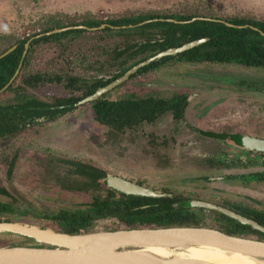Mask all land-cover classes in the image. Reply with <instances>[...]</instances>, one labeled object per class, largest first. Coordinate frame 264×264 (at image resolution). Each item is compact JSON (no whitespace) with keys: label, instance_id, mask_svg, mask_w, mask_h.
<instances>
[{"label":"flooded vegetation","instance_id":"obj_1","mask_svg":"<svg viewBox=\"0 0 264 264\" xmlns=\"http://www.w3.org/2000/svg\"><path fill=\"white\" fill-rule=\"evenodd\" d=\"M59 29L48 31L45 34L50 35L52 33H59L68 30L63 28L60 29L59 32H55V30ZM37 37L33 36L28 39V41L25 43L24 54H27V49L30 47L31 41ZM16 47L17 45H14L8 48L5 52L12 48L13 50H15ZM168 49H165L163 51H166ZM13 50L11 52H13ZM11 52H9L8 54H10ZM161 52H158L143 60H137L138 56L135 59H131L130 63L126 65L128 66L126 70L120 75V71L118 69L110 68L109 62L102 65L103 67L101 68L103 69V72L94 74H56L52 76L50 74L43 73L42 71H36L41 72L44 78L45 76L48 78H53V81L46 83L43 87L34 88L31 91L28 90L29 92L25 91L19 94L15 92L13 93L11 92V90L6 91L7 88L13 83V81L17 79L18 75L20 74L23 66L21 67V64L18 66L15 73L9 77V81L7 82V84L0 89V106L8 105L9 107L19 108L21 105H25V110H27L28 108H30L31 110L30 113L24 114L22 121L17 122V128H15L14 131L6 134L5 132L0 133V220L7 219V216L9 215H16V211L14 208L16 204H26L28 210L34 211L31 215L35 216V219H37L39 224H47L52 227H71V224L76 225L78 223V221L76 220V218H78L76 217L78 211L85 210V214H88L87 220L90 221V224L94 226H102L105 223H111L112 225L115 224V226H117L118 219H116L115 217L95 219L92 214H89L90 210H86L88 209L89 204L96 199L101 188L112 189L108 186L106 180L109 176L113 175L122 177L128 181H132L146 187H150L154 190L167 193L165 197L147 198L171 199L173 206L179 208V213L176 214L178 217L175 218L176 221L187 222L189 224L196 225L210 224L231 234H241V232L245 230L248 231V234L250 236H253L255 238L264 237L263 232L253 229L250 225H243L236 219L231 218L211 207H201L197 205L193 206L194 202H203L217 207L219 206L238 215L252 219L258 222L260 225L264 226V204L261 200L253 198L250 194H248L250 190L255 189L249 187V185H251V181L259 180L261 184H264V153L254 151L241 152L238 151V148H236L232 144H228L225 142V140H222L223 134H245L264 138L261 135L257 134V131L262 132V129L261 131H253L251 130V128H249L251 126V121H253L254 119L250 120V125H245V122H241L239 125L229 124V120L225 119V117L232 116L233 112H230L231 114L229 113L223 116L226 121L223 119V117L221 116V110H223V107L221 106L222 103L229 98H223L222 95L218 96V94L221 93L220 90L222 88L219 83L213 84L210 87L214 91L210 99H204V96H201L208 90H203V88L197 86H202V83H197L195 85L183 83L182 86L185 88H173L176 83L173 81L182 82L185 80H190L189 78L192 77L190 75H188L190 77H187L185 75L184 79L181 80H178V78L174 79L173 77H162L166 81L164 83L167 85L169 84L170 88L168 87V90L163 88H156L157 95H155V92L153 94L152 92H148L146 95L139 97L134 94H125V97H120V94H124L122 93L123 91L129 90L131 87H133L137 80H140L142 83H144L145 86L153 84L156 85V83H160V79L162 78H158L156 76L153 80V74L156 75L159 72H166V69L170 66L178 68L183 67L184 70L196 69L200 71L209 69L208 72L219 70V68L223 66L225 67L227 65H237L240 67L257 70H264L263 68L251 66L249 67L242 64H208L191 63L184 61H170L165 65L160 66L158 69L148 72L145 75L140 74L141 70H143V68H145L146 66H149L154 62L161 61L163 60V58L176 57L178 54L183 53L181 52L176 55L164 56L157 61L140 67L136 72L131 73L127 77V79L121 81L120 83H117L116 86L109 89L108 91H105L98 98L87 101L85 103H81L83 100L94 95L99 88L110 86L113 82L117 81L120 78H123L125 74H127L135 66ZM4 53H1L0 56ZM133 57H135V55H133ZM35 58L36 55L34 56V59ZM105 59H108V57H106ZM29 73L32 74L33 72ZM188 73L191 75L194 74L192 71H189ZM221 74L222 72H217L215 78L217 80L221 79ZM56 76H61L62 81H57ZM179 76L183 77V75ZM179 76L177 75V77ZM69 77L74 78L75 80L74 92H70L66 87V89L63 87L66 84L63 83V81H65ZM90 79L99 81L103 84L97 86L96 90L93 93L84 95V93L86 92V86H78L84 83L83 81L87 82ZM243 79H245L246 81H243ZM52 83H56L57 85L61 86L62 90L61 88H56L57 91H55L53 94H48V96L46 97L40 96V90L45 88H55ZM92 83V80L87 82L88 85H91ZM161 83L158 85H162ZM231 83L234 84L235 91L237 90L240 92L248 90L264 93V81L259 78L255 79L251 76L243 75L239 79H233ZM206 87L207 86H205V88ZM38 89L40 90L36 91ZM117 89L120 93L114 94L115 92H117ZM149 97L153 98L151 104L154 107L159 103L164 110L162 112L156 111L154 118L142 122L139 126H134L133 128L125 127L123 131L114 133L110 131L109 128L104 127V125L98 123L94 117L95 111L93 105L96 101H99L102 98L115 101L134 100L138 98L146 99ZM194 101L195 103L201 102L203 104L202 106H204L205 109H197V112L195 107L198 103L193 107V105L195 104H193ZM24 103H26L28 106ZM179 103H182L183 107L180 112H177L174 106L179 105ZM83 106H88V108H91V118L95 121V123L91 122V125H95L97 129L96 131H94L95 135H103V143H105L106 137L112 138V141H110V143L112 144L113 148L117 147V144L119 145L120 143H124V146H126V144H129L131 146L133 145L136 146V148H138V145L141 144V149L139 150H141L143 153H138V157L136 156L135 158L130 160V162L135 163L134 165H136L137 162L140 166L144 165L145 167L139 166L141 170H152V172L147 176H155L156 174H161L157 176H165V172L171 169L180 171L182 170L184 164L189 163L191 162V160H193L196 164H198L197 169L201 170L200 173L192 175L190 173H188V175L187 173H184L182 175L180 174V172L178 174H180L179 176L181 177H185V179L189 180L191 183H194V181L201 182L198 185L199 191H196L195 189L185 190L182 188H169L166 185L159 188L154 183V180H150L152 179L150 177L138 180L126 177L119 174L115 170L110 169L109 166H103L104 168H102L101 166L94 163V161L91 159L70 155L69 153L51 146L50 143L44 145L41 150L34 149L35 146H37L38 141L41 140L40 132H43V130H47L50 123H53L55 120H57L58 117H61L64 114L74 113L75 110L77 111ZM81 110H83V108ZM193 110H195V117H203V119H199L200 121H192L191 111ZM16 113L13 112L11 115H15ZM25 115L27 117H25ZM204 116H206V118ZM158 122H160V124L165 123L163 129L156 128ZM256 124H258V122ZM180 126H182V129ZM225 126L228 127V129H226ZM238 128L240 129L238 130ZM233 129H236V131H233ZM112 133H114L113 137L111 136ZM204 142H207L208 144H205ZM205 145H207L206 148ZM28 147H33L36 152H40L43 154L45 153V157H39L38 162L36 160L34 161V158H32L33 162H30V156H28V154H30L31 149ZM176 147L180 148V150L177 152ZM26 148H28V150ZM230 149H232V152H230L231 154H229L228 152L230 151ZM146 150L150 153H147ZM156 150L158 152H155ZM121 156L119 157L121 158ZM119 157L113 158L112 161H109V165L113 164L114 159H117ZM124 158L127 159L128 156L127 158ZM122 166L124 167L125 171L129 172V174L140 173V171H137L138 168H134V166ZM49 168L50 170L51 168H55V172L49 173ZM96 169L102 170L101 173L102 175H104V178L102 179L103 181H100L98 187L95 184L96 182L94 180L96 175L94 171ZM101 173L100 176H102ZM191 176L192 178H190ZM225 185H238L240 187L246 188L247 193L238 194L237 196L227 195L226 190L223 189ZM12 190L16 193L12 192ZM124 195L131 196L127 194ZM61 201H63L64 203H61ZM158 205V202H154L151 204H146L144 206L158 208ZM89 216L91 217L89 218Z\"/></svg>","mask_w":264,"mask_h":264},{"label":"rangeland","instance_id":"obj_2","mask_svg":"<svg viewBox=\"0 0 264 264\" xmlns=\"http://www.w3.org/2000/svg\"><path fill=\"white\" fill-rule=\"evenodd\" d=\"M182 10H187V12L195 13L203 12L202 14H212L219 17L236 16L264 21V0H0V54L2 50L7 46L8 42L12 43L18 38L21 39L31 35L34 32H38L39 25L36 24L37 22L42 21V27L47 28L50 24H47L46 21H48V17L52 15L57 17L56 20L59 19L65 25L72 27L75 26L74 24L88 19L105 20L131 14L177 13ZM66 42L68 43V41ZM68 44L69 46H65L61 49H59L58 47L50 50L42 49L30 64V67L26 71V73L30 74L29 72L42 71L43 73H47L52 76L56 74L77 75L79 73H98V71L94 69L96 65H100V63L98 64L97 62L104 60L109 56L110 53L109 52L108 56H106L103 52V49L107 50L108 47L111 46V49L113 48L111 41H98L96 36L91 33L84 34L81 38L73 40ZM166 70L167 71H163V73L159 72L156 75L153 74L152 79L154 80V78L157 76L158 78L173 77L174 79L178 78V80H181L184 79L185 75L187 77L191 76V74L188 73L189 71H192L194 74L198 75L199 73H201L200 71H203V73L206 74V71H208L209 69L200 71L196 69L184 70L183 67L178 68L170 66ZM212 72L215 75H217V72H222L221 78L228 79L229 82H232L233 79H239L243 75L251 76L255 79L259 78L264 81V70L261 69L257 70L240 67L237 65H227L225 67L223 66L219 68V70H213ZM176 73L178 76L183 75V77H177ZM204 77L206 78V75H204ZM211 77L215 76L211 75ZM189 79L190 80H185L182 82L173 81L176 82L173 88H185L182 86L183 83H189L191 85L202 83V86H197L203 88V90H208L201 96H204V99H210L214 92L210 87L213 84H216L215 82L209 79L208 81H206L203 79L192 77H190ZM160 80V83L162 82V85H158L160 83L153 82L158 86L154 84L145 86L144 83H142L140 80H137L134 86L129 90L123 91L122 93L124 94H120V97H125V94H134L139 97L146 95L148 92H152V94L155 92V95H157L156 88H163L168 90V87L170 88V85L164 83L166 82L165 79L162 78ZM231 84L233 85V83ZM52 85L55 88H45L42 90L38 89L36 91L40 90L39 95L46 97L48 96V94H53L55 91H57L56 88H61L62 90V87L57 85L56 83H52ZM205 86L207 87L205 88ZM234 88V86L230 87L229 85H227V87L222 86L220 90L221 93L218 94V96L222 95L223 98H229L222 103L221 107H223V110L221 111L223 115L221 114V116L223 117L224 115L233 112L232 116L225 117V119L229 120V124L236 125H239L241 122H245L246 125L250 123V120L254 119L253 121H251V126L249 128H251V130L253 131H261L262 129V132L257 131V134L264 137V93L248 90L240 91V93L237 90L235 91ZM116 91L117 92H115L114 94L120 93L118 89ZM194 103L195 101L193 102V104ZM195 105L196 111L197 109L200 110L204 108L201 102H196L193 107ZM82 108L83 110H81ZM79 110H75L74 113L64 114L63 116L58 117L57 120H55L53 123H50L47 130H43V132H40L41 140L38 141V144L34 149L41 150L44 145L50 143L51 146L69 153L70 155L91 159L94 161V163L101 166L102 168H104L103 166H109L110 169H113L119 174L126 177H130L136 180L150 177L152 178L150 180H154V183L159 188L166 185L169 188H182L185 190L195 189L196 191H199L198 185L201 182L194 181V183H191L189 180H186L185 177L179 176L180 174L183 175L184 173H187V175L188 173H190L192 175L201 172L200 169H197L198 164H196L193 160H191V162L189 163L184 164L182 170L180 171L171 169L165 172V176H157L161 174H156L155 176H147L152 172V170L149 171L146 169H142V171L140 167H145L143 164V166H140L138 162L136 165H134L135 163L130 162V160L135 158L138 153H143L141 150H139L141 149V144H139L138 148H136V146L133 145L131 146L129 144H126V146H124V143H120L119 145L117 144V147L113 148L112 144L110 143V141H112V138L106 137V141L105 143H103V135H95L94 131H96L97 129L95 125H91V122L95 123L94 119L91 118V108H88V106H83ZM191 113L192 121H200L199 119H203V117H195V110L191 111ZM204 117L206 118V116ZM257 122L258 124H256ZM164 125L165 123L160 124V122H158L156 128L163 129ZM180 127L182 129V126ZM225 128L228 129V127L226 126ZM239 129L240 128H238V130ZM233 131H236V129H233ZM205 144L208 143L206 142ZM206 147L207 145H205V148ZM28 148L31 149L30 154H28V156H30V162H33L32 158H34V161L36 160L38 162L39 157H45V153L43 154L40 152H36L33 147ZM28 148L26 149L28 150ZM179 150L180 148L176 147V152ZM155 152L158 151L156 150ZM228 152L229 154H231L230 152H232V149H230V151ZM147 153L150 152L147 151ZM119 156H121V158ZM116 157L119 158L114 159V163L109 165V161H112L113 158ZM124 157H126L127 159H125ZM122 165H130L131 167L134 166V168H138L137 171H140V173L129 174V172L124 170V167ZM48 170L49 173L55 172V168H51V170L49 168ZM190 178H192V176ZM250 184L251 185H249V187L255 189L250 190L248 194H250L253 198L261 200L264 204V184H261L259 180L251 181ZM223 189L226 190L227 195L237 196L238 194L247 193L246 188L240 187L238 185H225ZM12 192L16 193L13 190ZM61 203L64 202L61 201ZM14 208L16 211V215H9L7 216V219L38 223L37 219H35V216L31 215L34 211L28 210L26 204H16ZM40 225L44 226V224ZM206 225L215 227L210 224ZM94 227L98 229L111 230L115 229L116 226L115 224L112 225L111 223H105L102 226ZM163 251L161 250L159 251V253H152V255L150 256L153 259L168 260V258H165L170 254H168L167 251ZM145 255L147 256V254Z\"/></svg>","mask_w":264,"mask_h":264},{"label":"trees","instance_id":"obj_3","mask_svg":"<svg viewBox=\"0 0 264 264\" xmlns=\"http://www.w3.org/2000/svg\"><path fill=\"white\" fill-rule=\"evenodd\" d=\"M202 13L182 10L177 13L131 14L105 20L88 19L74 24L75 26L83 25L85 28L75 27L47 35L45 33L48 31L70 27L62 23L59 19L56 20V16H49L46 23L50 25L47 28L42 27V21H39L36 23L39 25L38 32H34L21 39L18 38L12 43L8 42L7 46L2 50L1 53H4L8 48L17 45L13 52L0 59V89L7 84L9 77L15 73L20 64L21 67L23 66L20 74L6 91L11 90V92L19 94L28 90L31 91L34 88L43 87L46 83L52 82L53 78L46 76L44 78L41 72L26 73L30 64L33 62L34 56H37L42 49H50L53 47L61 49L69 46L68 43L89 33L94 34L98 41L104 42L108 40L113 45L112 49V46L108 47L107 50L103 49L106 56L110 52L108 56L109 60L105 59L104 61L97 62L100 65H96L94 69L98 73L103 72L102 65L109 62L110 68L118 69L120 75L126 70L128 67L126 65L130 63L131 59H135L137 56V60H143L165 49L179 47L185 43L204 37H208L209 39L202 45L178 54L176 57L163 58L161 61L154 62L143 68L140 74L145 75L170 61L242 64L264 69L263 20L236 16L219 17ZM201 18H212L215 21ZM226 22L234 26H229ZM103 25L104 27H102ZM33 36L40 37L34 38L31 41L30 47L27 49V54H24L25 43ZM56 79L57 81H62L61 76H56ZM91 80L93 83L88 85L87 82ZM74 81V78H67L63 81V83H66L63 87H66L70 92H74ZM89 81H83L84 83L78 86H86L84 95L93 93L97 86L103 84L93 79ZM151 98L115 101L102 98L93 105L95 111L94 117L98 123L109 128L114 133L123 131L125 127L133 128L134 126L141 125L142 122L148 119L154 118L156 111L162 112L164 110L159 103V106L157 104L154 107L151 104L153 100ZM182 107V103L174 106L177 112H180ZM24 108L25 105H21L19 108L9 107L8 105L0 106V133L5 132L6 134L17 128V122L23 120L24 114L30 113V108L27 110ZM12 111L17 113L11 115L13 113ZM25 117L27 116L25 115ZM114 133L111 134L112 137ZM226 135L234 141L237 138L236 135ZM101 172L102 170L97 169L94 171L96 173V179L94 178V180L97 187L104 178ZM100 173L102 176H100ZM154 202L159 203L158 208L144 206ZM86 210H90L89 214H92L95 219L115 217L118 219V224L115 229L196 225L175 220L178 217L176 214L179 213V208L173 206L171 199H149L143 196H126L110 188H101L96 199L89 204ZM85 212V210L78 211L76 215L78 217L76 218L78 223L76 225L71 224V227H53L68 233H78L94 227L87 220L88 214H85ZM242 232L248 233L245 230Z\"/></svg>","mask_w":264,"mask_h":264},{"label":"water","instance_id":"obj_4","mask_svg":"<svg viewBox=\"0 0 264 264\" xmlns=\"http://www.w3.org/2000/svg\"><path fill=\"white\" fill-rule=\"evenodd\" d=\"M201 19L215 21L212 18ZM226 24L234 26L228 22ZM70 28L75 27L64 29ZM76 28H84V26H76ZM59 31L60 29L55 30V32ZM208 39V37H204L193 40L147 59L131 69L123 78L118 79L108 87L99 88L94 95L81 103L98 98L102 93L116 86L117 83L127 79L131 73L136 72L140 67L164 56L176 55L202 45ZM12 50L13 48L2 54L0 58ZM200 72L198 75L193 74L191 76L203 80L209 79L225 87L227 85L234 86L228 79L217 80L215 77H211V75L215 76L213 72L206 71V74L203 71ZM243 81L246 80L243 79ZM232 135H236L235 141L224 134L222 140L232 144L241 152L264 153V138L245 134ZM106 182L112 189L131 196L159 198L167 195L165 192L128 181L119 176L111 175ZM195 205L211 207L236 219L243 225H250L253 229L264 233V226L230 210L203 202H194L193 206ZM201 247L221 249L225 251V257L232 256V254L245 255L248 264H264V238H255L245 232L231 234L223 229L208 225H173L111 230L92 227L82 232L68 233L49 225L43 226L38 223L14 219L0 220V264H217L220 258L178 256L191 251V249L198 251ZM153 249L166 250L170 254L165 258L168 260L153 259L150 256L152 254L147 252ZM144 253H147V256Z\"/></svg>","mask_w":264,"mask_h":264},{"label":"bare ground","instance_id":"obj_5","mask_svg":"<svg viewBox=\"0 0 264 264\" xmlns=\"http://www.w3.org/2000/svg\"><path fill=\"white\" fill-rule=\"evenodd\" d=\"M163 251L164 249H153L152 251H147L148 253H156L159 251ZM166 251V250H164ZM163 251V252H164ZM147 254V253H144ZM178 255V254H177ZM180 256H185V257H207V258H220L217 262L220 264H248L247 263V256L241 255V254H232V256L225 257V251L217 248H212V247H201L198 251L192 250L185 253V254H179ZM225 258V259H224ZM217 263V264H218Z\"/></svg>","mask_w":264,"mask_h":264}]
</instances>
